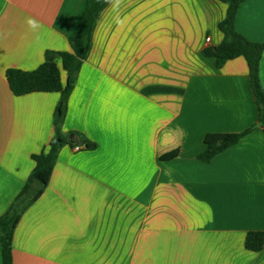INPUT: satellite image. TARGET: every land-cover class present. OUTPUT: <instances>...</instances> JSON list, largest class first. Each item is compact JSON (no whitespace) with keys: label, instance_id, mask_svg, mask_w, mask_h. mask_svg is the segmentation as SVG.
Instances as JSON below:
<instances>
[{"label":"crops","instance_id":"1","mask_svg":"<svg viewBox=\"0 0 264 264\" xmlns=\"http://www.w3.org/2000/svg\"><path fill=\"white\" fill-rule=\"evenodd\" d=\"M86 2L0 0V217L52 139L61 97L16 96L6 72L71 51ZM226 12L220 0L105 6L63 124L97 147L61 148L17 225L14 264H264V247H245L248 232L264 231V129L199 159L208 134L241 133L259 118L245 58L218 69L203 55L222 42ZM235 24L264 42V0H243ZM260 75L264 88V52Z\"/></svg>","mask_w":264,"mask_h":264},{"label":"trees","instance_id":"2","mask_svg":"<svg viewBox=\"0 0 264 264\" xmlns=\"http://www.w3.org/2000/svg\"><path fill=\"white\" fill-rule=\"evenodd\" d=\"M227 5L225 18L219 23V30L223 40L218 46L203 50V55L214 59L216 68H222L227 61L245 58L251 88L259 110L258 123L241 133H211L205 138L206 149L199 155V159L210 162L215 156L237 144L244 136L256 128L264 129V88L260 75V63L264 52V42H253L236 29V17L243 0H220ZM108 4L106 0H87L85 11L80 22L70 36L71 51L58 52L48 50L44 62L36 69L25 71L11 68L6 72L9 86L16 96L34 92H59L60 100L54 114V135L45 151L33 155L35 166L26 183L10 205L9 209L0 217V242L3 264H14L13 237L22 215L44 193L54 166L58 160L59 152L65 144L73 147L83 146L92 150L97 147L80 132H71L65 135L63 124L65 121L69 97L75 87L78 74L86 59L92 44L95 24L100 13ZM60 61V64H59ZM62 71L66 72V82L62 81ZM76 137H80L77 140ZM179 155L178 151L164 156L171 160ZM245 247L254 252L261 251L264 247V231H250L245 238Z\"/></svg>","mask_w":264,"mask_h":264},{"label":"clouds","instance_id":"3","mask_svg":"<svg viewBox=\"0 0 264 264\" xmlns=\"http://www.w3.org/2000/svg\"><path fill=\"white\" fill-rule=\"evenodd\" d=\"M106 2L111 3L113 8H118L121 4V0H106ZM26 23L33 30L39 27L38 21L32 17L27 18Z\"/></svg>","mask_w":264,"mask_h":264},{"label":"built area","instance_id":"4","mask_svg":"<svg viewBox=\"0 0 264 264\" xmlns=\"http://www.w3.org/2000/svg\"><path fill=\"white\" fill-rule=\"evenodd\" d=\"M207 41H210V38H207ZM81 148H82L81 145H76V146H75V150H76V151L80 150Z\"/></svg>","mask_w":264,"mask_h":264},{"label":"water","instance_id":"5","mask_svg":"<svg viewBox=\"0 0 264 264\" xmlns=\"http://www.w3.org/2000/svg\"><path fill=\"white\" fill-rule=\"evenodd\" d=\"M77 140H80L81 138L80 137H76Z\"/></svg>","mask_w":264,"mask_h":264}]
</instances>
